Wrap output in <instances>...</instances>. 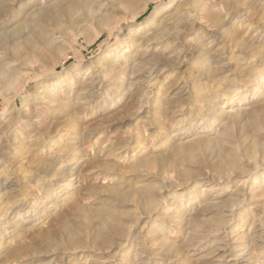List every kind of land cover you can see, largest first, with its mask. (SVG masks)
I'll return each instance as SVG.
<instances>
[{"label": "rangeland", "instance_id": "374dc122", "mask_svg": "<svg viewBox=\"0 0 264 264\" xmlns=\"http://www.w3.org/2000/svg\"><path fill=\"white\" fill-rule=\"evenodd\" d=\"M0 38V264L264 261V0H0Z\"/></svg>", "mask_w": 264, "mask_h": 264}, {"label": "bare ground", "instance_id": "6f19581e", "mask_svg": "<svg viewBox=\"0 0 264 264\" xmlns=\"http://www.w3.org/2000/svg\"><path fill=\"white\" fill-rule=\"evenodd\" d=\"M161 12V9H158L157 10V12H156V15H158L159 13ZM0 40H1V38H0ZM41 40V39H40ZM42 40H43V38H42ZM34 48V46H31V49H33ZM64 77V75H60V80H62V78ZM264 80V79H263ZM50 83V82H49ZM67 185V181H65L64 183H62V186L64 187V186H66ZM242 203V200H240L239 201V204H241ZM238 204V205H239ZM19 214V212H14L13 213V216H12V219L14 220V219H16L17 218V215ZM1 235V234H0ZM237 252V251H236ZM249 255H250V253H249ZM12 258V257H11ZM253 262V261H252ZM262 262V263H261ZM217 263V262H216ZM257 264V263H256ZM259 264H264V261H259Z\"/></svg>", "mask_w": 264, "mask_h": 264}]
</instances>
